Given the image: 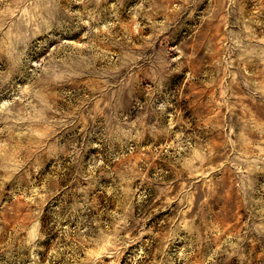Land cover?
<instances>
[{
	"label": "rangeland",
	"instance_id": "374dc122",
	"mask_svg": "<svg viewBox=\"0 0 264 264\" xmlns=\"http://www.w3.org/2000/svg\"><path fill=\"white\" fill-rule=\"evenodd\" d=\"M0 264H264V0H0Z\"/></svg>",
	"mask_w": 264,
	"mask_h": 264
}]
</instances>
